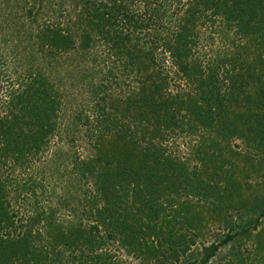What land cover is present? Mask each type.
<instances>
[{"label":"trees","instance_id":"trees-1","mask_svg":"<svg viewBox=\"0 0 264 264\" xmlns=\"http://www.w3.org/2000/svg\"><path fill=\"white\" fill-rule=\"evenodd\" d=\"M82 1L77 21L69 14L77 30L69 19L64 27L37 28L30 48L35 43L46 58L55 59L80 39L85 58L93 55L107 64L99 80H91L87 102L77 98L82 92L64 94L59 78H51L42 64L18 59L10 33L0 41V264H128L107 249L109 242L119 243L140 264L152 259L155 264H208L238 233L203 244L196 256L197 242L181 237L176 227L189 201L204 196L207 188L198 182L199 165L191 171V159L182 160L176 146L167 150L171 142L196 136V146L188 148L194 161L204 159L208 145L229 132L235 121L226 119L244 93L242 82L256 74L250 69L253 62L218 54L204 63L200 59L208 55L201 52L200 34L217 24L237 39L256 35L264 66V0ZM25 14L31 18L32 8ZM26 25L20 24L30 29ZM196 50L200 59L191 60ZM111 86L123 88L119 103L124 112L118 115L107 111ZM261 94L251 99L264 108V89ZM65 101L78 106L72 115L63 112ZM109 130L116 133L122 158L111 162L106 157L100 167ZM242 134L264 147V128L257 136ZM55 138H73L91 149L87 157L68 155L69 160L76 157L72 167L87 178L83 217L77 220L60 218L63 204L51 205L52 192L42 179L19 178L38 174V162ZM23 192L35 215L18 217L14 210L12 200L16 203Z\"/></svg>","mask_w":264,"mask_h":264},{"label":"rangeland","instance_id":"rangeland-1","mask_svg":"<svg viewBox=\"0 0 264 264\" xmlns=\"http://www.w3.org/2000/svg\"><path fill=\"white\" fill-rule=\"evenodd\" d=\"M27 2L26 4L25 0H0V41L7 40L5 34L10 33L8 41L11 42L10 47L16 51L18 59L34 60L36 63L42 64L41 66L46 69L51 78H59L64 94L71 93L75 96L82 92V95H78L77 98L84 99L85 102L89 101L91 97L87 90L90 87V82L99 80L100 69L106 68L107 64L105 65L102 60L97 63L93 55L85 58L80 39H77V45L71 51L58 54L55 59L46 58L45 52L39 45L35 46V43L30 48V35L36 34L35 29H43L48 24L54 26L56 23L59 24L58 27H64V22L67 23L68 19L71 22L69 14L73 16L74 21H77L76 16L85 3L82 0H27ZM31 8L33 15L30 18L25 14V11ZM64 14H66L65 17ZM20 24H27L26 26L30 29L24 30ZM71 25L76 24L71 22ZM77 26H75V30H77ZM200 35L201 52H206L208 56H203L200 59L199 54L201 53L196 50V55L191 60H195L194 58L198 56L199 58L196 59L207 63L211 58H217L218 54L220 57L227 55L228 58L231 57L230 59L240 57L253 62L250 69L256 74L254 78H246L245 82H242L244 93L241 94L238 101H233L230 110L232 113L226 119H229V122L232 120L235 122L230 123L229 132L217 137L219 140L215 142V145H208L210 149L207 150L204 159L200 158L194 161V154L188 148L191 143L196 146L198 140L196 136H192L193 140L180 139L176 143L177 145L171 142L167 152L175 151L174 146H176L182 160L188 162L187 160L191 159V163L188 162L191 171L195 170V164L199 165L198 174L201 180L198 182L204 185L203 189L207 188L204 196L193 198V200L190 197L183 198V200L190 199L189 203L191 204L183 209L187 216L183 212L182 220L177 223L176 229H178V233H181L180 235H184L181 237H185L187 240L194 239L197 242V245H194L192 249L194 253L196 252V256L203 244L220 243L228 232L238 233L233 240L221 245L218 254L208 264H264V212L259 216L264 209V147L261 148L257 141L249 140L248 136L242 134L245 131L246 135L257 136L264 128V119L262 122L259 119L260 115L264 113V108L258 106V103L251 99H259L258 97L264 89V66L260 62L257 49L258 41L255 39L256 35L237 39L234 32L223 27L219 28L217 24L209 28L208 31L202 28ZM233 40H236L235 45L232 44ZM50 61L52 65H50ZM219 72L224 74L221 70ZM86 75H89V78H86ZM122 90V87L111 86L110 95L107 96L108 112L116 113V115L124 112V107L119 103V97L123 94ZM71 98L73 97L68 100ZM111 103L120 107L119 112ZM77 107L75 101H65L63 112L72 115ZM235 130H238L239 136L236 135L237 132H233ZM105 134L106 136L102 140L105 156L103 155L104 158L97 163V166L100 167L105 165L106 157L111 162L112 159L115 161L116 157L122 158L120 156L121 148H118L115 141L116 133L109 130ZM66 139L67 141H61L59 138L54 139L49 151L38 162L39 166L37 165L36 171L39 175L36 172L29 175L23 174L19 178L22 181L25 179L30 181L32 176L36 180L42 179L41 183L49 192H52L50 195L51 205L58 206L62 203L59 216L68 221L83 217L84 208L81 204L87 187L84 185V179L86 181L87 178L81 176L82 172L79 169L75 170L72 167V162H75L76 157L89 156L91 149L81 142L78 145L82 146L78 148L77 141H74L73 138ZM121 144L119 143V145ZM68 155L76 157H71L72 160H69ZM89 180L91 181L90 178ZM92 186L89 185L91 190ZM13 195H15L14 192ZM28 196V193L23 192L21 197L16 199L18 200L16 203L15 200H12L18 217H27L26 215L33 213L32 202L27 198ZM7 199L11 200V197L8 195ZM257 218H259L258 222ZM86 221L84 218L83 222ZM109 243L110 245H106L107 249L117 253L125 262L140 264V260L136 256L130 255L119 243ZM66 264L79 263L67 262ZM145 264H155L154 259Z\"/></svg>","mask_w":264,"mask_h":264}]
</instances>
